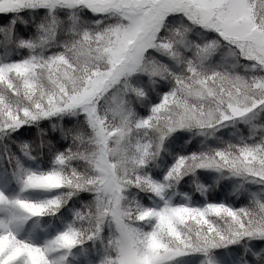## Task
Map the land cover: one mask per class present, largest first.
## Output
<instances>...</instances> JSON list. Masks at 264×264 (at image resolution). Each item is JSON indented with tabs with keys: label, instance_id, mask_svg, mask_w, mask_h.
Masks as SVG:
<instances>
[{
	"label": "snow or ice",
	"instance_id": "obj_1",
	"mask_svg": "<svg viewBox=\"0 0 264 264\" xmlns=\"http://www.w3.org/2000/svg\"><path fill=\"white\" fill-rule=\"evenodd\" d=\"M0 264H264V0H0Z\"/></svg>",
	"mask_w": 264,
	"mask_h": 264
}]
</instances>
